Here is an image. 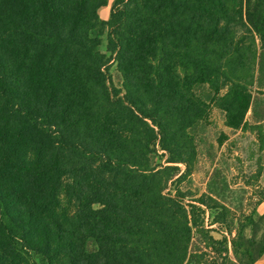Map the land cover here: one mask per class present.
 <instances>
[{
  "label": "trees",
  "instance_id": "16d2710c",
  "mask_svg": "<svg viewBox=\"0 0 264 264\" xmlns=\"http://www.w3.org/2000/svg\"><path fill=\"white\" fill-rule=\"evenodd\" d=\"M107 4L0 0V264H254L264 213L166 190L213 105L264 150V0Z\"/></svg>",
  "mask_w": 264,
  "mask_h": 264
},
{
  "label": "rangeland",
  "instance_id": "374dc122",
  "mask_svg": "<svg viewBox=\"0 0 264 264\" xmlns=\"http://www.w3.org/2000/svg\"><path fill=\"white\" fill-rule=\"evenodd\" d=\"M114 0H108L99 15L109 19ZM108 30L102 35L100 50L107 53ZM113 83L122 87V77L115 63L111 66ZM251 120V112L247 115ZM196 158L185 164L176 163L179 172L170 181L167 192L177 193L179 189L185 196V203L193 202L205 209L206 226L216 229L214 236L221 239L219 224L213 218L217 210L206 208L199 199H207L216 206H227L232 213L228 225L236 232L240 221L246 225L245 233L252 235V226L248 222L250 215L264 213V150L259 149L256 134L250 128L234 129L225 124L224 112L212 106L208 121L196 132ZM30 139L37 141L36 134L28 133ZM153 165H168L167 154L162 149L151 155ZM212 197L213 200H210ZM195 200V201H194ZM256 213V214H255ZM247 221V222H246ZM222 228V227H221ZM264 233V223L258 236ZM224 235H228L225 232ZM254 264H264V256Z\"/></svg>",
  "mask_w": 264,
  "mask_h": 264
},
{
  "label": "crops",
  "instance_id": "0c3cea01",
  "mask_svg": "<svg viewBox=\"0 0 264 264\" xmlns=\"http://www.w3.org/2000/svg\"><path fill=\"white\" fill-rule=\"evenodd\" d=\"M103 10V7L102 8H100V12Z\"/></svg>",
  "mask_w": 264,
  "mask_h": 264
}]
</instances>
